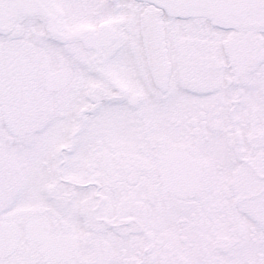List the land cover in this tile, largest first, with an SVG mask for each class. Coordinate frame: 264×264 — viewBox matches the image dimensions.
I'll return each mask as SVG.
<instances>
[{
  "label": "snow or ice",
  "instance_id": "6c2138e0",
  "mask_svg": "<svg viewBox=\"0 0 264 264\" xmlns=\"http://www.w3.org/2000/svg\"><path fill=\"white\" fill-rule=\"evenodd\" d=\"M0 264H264V0H0Z\"/></svg>",
  "mask_w": 264,
  "mask_h": 264
}]
</instances>
